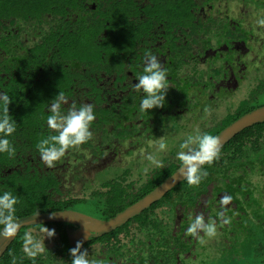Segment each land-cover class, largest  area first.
<instances>
[{"label": "trees", "instance_id": "obj_1", "mask_svg": "<svg viewBox=\"0 0 264 264\" xmlns=\"http://www.w3.org/2000/svg\"><path fill=\"white\" fill-rule=\"evenodd\" d=\"M217 1L224 3L223 11L216 9ZM231 2L239 3L236 16L230 12ZM259 18H264V0H0V92L10 96L9 115L16 121V131L7 137L14 154L0 153V193L17 196L16 218L78 202L76 195L91 184L106 189L94 192L105 196L102 217L114 216L181 166L177 153L187 137L216 136L240 115L261 105L264 35L258 32L264 34V27L256 24ZM145 53L155 56L167 71V112L140 110L142 93L133 85L142 74ZM249 53L253 60L262 61L259 67L253 68L254 61L249 64ZM250 65L253 77L246 87L242 83L248 82ZM172 75L173 82H168ZM185 84L186 90H179ZM58 93L68 101L62 111L90 104L95 119L89 129L91 139L69 148L50 168L40 159L37 146L56 134L46 121L48 106ZM235 95L240 96L235 99ZM160 133L166 136L160 142L165 152L158 150L154 156L161 166H148L137 181H123L121 175L130 164L122 168L99 163L103 147L116 154L124 145L133 146L137 138L153 139ZM200 171L207 175H202L198 185L183 180L124 225L81 245V251L87 250L94 264H108L109 253L116 262L122 253L111 243L120 241L130 258L144 255L150 264H181L162 243L172 232L181 235L183 222L185 233L196 216H203L204 226L214 224L223 232L231 229L225 219L236 222L253 216L260 223L264 188H253L247 180L253 174L264 180V122L232 137L220 149L218 159ZM73 179L81 181H75L69 196L56 200L53 195L63 193ZM237 187L245 202L242 209H236V197L221 206L222 197L231 196L229 191L235 193ZM253 191L259 199L252 198ZM221 211L223 217L218 215ZM177 212L181 223L175 221ZM129 223L137 224L145 244L132 246L134 236L125 228ZM60 225L53 226L54 244H47L35 258L23 251L27 229H21L0 264H71L69 250L77 241L73 229ZM122 232L129 239L120 238ZM197 232V236L205 234L200 228ZM239 232L246 234L243 229ZM260 235L250 264H264V232ZM193 239L191 243L196 244ZM182 245L177 248L183 249V257H196L194 245L187 250ZM154 246L159 249L155 251Z\"/></svg>", "mask_w": 264, "mask_h": 264}, {"label": "clouds", "instance_id": "obj_2", "mask_svg": "<svg viewBox=\"0 0 264 264\" xmlns=\"http://www.w3.org/2000/svg\"><path fill=\"white\" fill-rule=\"evenodd\" d=\"M256 24L264 27V18L257 19ZM136 80L137 82L133 86L142 93L139 105L141 111L146 112L154 107L160 108L165 104V96L169 88L168 75L155 56L145 53L142 74ZM67 102V98L62 93H58L55 101L48 106L50 115H48L46 123L48 128L56 134L42 139L37 146L40 159L50 168L54 167V163L59 161L69 148L81 145L92 137V132L89 130L95 119L92 105L86 104L64 112L62 104ZM9 103L10 96L0 92V153H7L11 156L15 150L7 137L16 131V121L9 115ZM220 146L219 138L209 134L189 136L180 144L181 151L177 153V159L186 169L185 179L189 185H198L202 175H207L206 172L200 171L201 166L211 165L214 160L218 159ZM165 147L164 143L159 144L160 150ZM146 159L156 167L161 166V161L151 154H148ZM231 199V196H223L221 206L228 204ZM17 203V196L11 192L0 193V225H2L0 238H13L20 228V220L15 216ZM218 215L223 217L224 213L221 211ZM202 221L203 216H196L187 228V234L197 237V229L200 228L208 236H214L215 225L204 226ZM223 222L228 223L229 221L225 219ZM53 235L52 230H47V237ZM44 239H38L31 232H25L23 237L24 253L30 258H35L38 254L43 253L45 251ZM69 251L72 257L71 264H94L88 259L87 250L81 251L79 242Z\"/></svg>", "mask_w": 264, "mask_h": 264}, {"label": "rangeland", "instance_id": "obj_3", "mask_svg": "<svg viewBox=\"0 0 264 264\" xmlns=\"http://www.w3.org/2000/svg\"><path fill=\"white\" fill-rule=\"evenodd\" d=\"M239 3H234L231 2L228 6L230 9V12L233 13L234 16H236V10H238L239 8ZM216 9H219L220 11H223L225 9V5L223 2H216ZM246 23V22H245ZM260 37L263 36L264 34H262L263 32H258ZM264 50V47L263 49ZM253 54L249 53L247 55V60L249 62V64L254 61L255 64L253 66H260V64H262V61L259 60H253ZM264 63V62H263ZM263 68H264V64H263ZM250 69V71H249ZM248 70V82H243V85H246L250 83L251 81V77H253V75L251 74V65L249 68H247ZM254 70V69H252ZM170 80L168 82H173V75L169 77ZM250 78V79H249ZM245 79V78H243ZM187 84L183 85L182 87H179L180 89L186 90ZM183 97L185 98V93H182ZM240 95H235L234 98L237 99L239 98ZM228 100V99H227ZM169 103H165L162 107L160 108H154L151 110H148L151 113H161V112H167L168 108H169ZM194 126H196V124H194ZM161 131L165 132V130ZM166 136H164V133H160L157 134L155 137L153 136V139L149 138L148 140H144L142 138H137L136 141L133 143V146H128V145H124L122 147L119 148L118 152H115L113 150H108L109 148L107 147H103V150L105 152V154L103 155V157H101L99 163L104 164H112L114 166H125L127 164H130V167L124 171L122 173V177H123V181L125 184L129 183L130 181L134 182L135 180L137 181V179L140 177V174L143 173L147 167L152 166L153 164L148 161L146 159V156L150 153L149 151L151 150L150 148L152 147H156L157 150L159 149V144L160 142L165 139ZM164 150V149H163ZM129 152V153H128ZM154 153V152H152ZM152 153H150L152 155ZM155 155V154H154ZM157 158V156H154ZM145 160H147V162H145ZM104 164V165H105ZM141 166H143V168H140ZM92 167V166H91ZM91 173L93 175V169H91ZM248 176H246L245 179H247ZM250 178V177H249ZM248 178V184L249 182H251V186L256 187V188H260L263 187L264 188V180H261V178H259L257 175L253 174L252 178L249 179ZM91 179V178H90ZM74 180V179H73ZM71 181V185L67 184L64 186V189L66 192L75 189L76 187V182L78 183L81 181L78 180H74ZM91 183V182H89ZM96 184V183H95ZM66 188H68V190H66ZM98 189V184L88 187L84 192L82 191V194L80 195H91V192L93 190ZM103 190V189H102ZM101 191V190H99ZM238 187L235 191V193L232 192V190H230L229 192L232 193L230 194L231 197L234 199V197H236V199L238 200L237 202V206L236 209L239 211L242 209V205L243 203H245L244 201L242 202L241 198H239L238 195ZM237 192V193H236ZM249 193V189H247L245 191V194ZM87 200L84 203L85 205L83 207H85V209H92L94 207H97L98 203H102L103 202V197H92V195L89 197H85ZM248 198V195L247 197ZM252 198H256L259 199V196H257V194L253 191L252 193ZM255 199V200H256ZM229 222L227 223L228 225L231 226V229H227L228 231H232V232H228V231H218L216 229L214 236H208L206 233L203 236H197L196 237V244L193 242V244H181L186 250L189 249L190 247H193V252L194 255L196 257H192V258H188L187 260H183L181 261L183 256H179V253H181L182 249L177 248V244H170L168 246V254L171 247L174 248V251L172 252L171 256L173 259L179 260L180 262H182V264H225V262H229L231 264H250L253 262L252 258H251V254L254 252V250L257 247V244H260L261 241L259 239L262 238V236L260 234H262L264 232V219L260 221V223H258L255 219V217L253 216H248L245 219L240 218L238 221L234 222L232 220H228ZM48 225H44V227H47V230H52L53 232L56 231V228L53 227L55 224L57 223H47ZM62 225H60L59 227H61ZM228 226V227H230ZM240 229H243L245 231L246 234H240ZM31 230V229H30ZM34 236H38V239H44L43 243L44 246L46 245L45 243H47L48 245L51 244V242H49V239H51V237H47V231L45 230H40V231H34ZM32 232V233H33ZM234 232V233H233ZM198 233V232H197ZM190 235V234H189ZM188 235V237H189ZM36 236V237H37ZM182 235H179L178 238L181 239ZM187 237V238H188ZM192 238L191 236L188 238L190 239ZM257 239L259 240L257 242ZM203 241V242H201ZM191 242V241H190ZM181 247V246H180ZM47 249V247L45 248ZM184 258V257H183Z\"/></svg>", "mask_w": 264, "mask_h": 264}, {"label": "water", "instance_id": "obj_4", "mask_svg": "<svg viewBox=\"0 0 264 264\" xmlns=\"http://www.w3.org/2000/svg\"><path fill=\"white\" fill-rule=\"evenodd\" d=\"M262 122H264V105L242 114L216 135L220 140V149L232 137L243 131L245 128ZM185 172L186 169L181 165L142 198L108 219L92 217L83 212L71 209L53 210L48 212L37 211L30 215L19 217L17 219L20 220L21 224L15 237L8 239L0 238V257L6 251L7 247L14 241L21 228L27 226L47 223H67L76 225L77 229L73 230V236L80 244L86 242L89 238L100 237L110 233L127 223L134 216L140 214L152 203L158 201L168 191L185 180Z\"/></svg>", "mask_w": 264, "mask_h": 264}, {"label": "flooded vegetation", "instance_id": "obj_5", "mask_svg": "<svg viewBox=\"0 0 264 264\" xmlns=\"http://www.w3.org/2000/svg\"><path fill=\"white\" fill-rule=\"evenodd\" d=\"M262 104L261 105H259V106H257V107H260V106H263L264 105V102L262 101L261 102ZM251 105V104H250ZM257 107H254L253 109H255V108H257ZM250 110H252V109H250ZM249 110V111H250ZM246 113V112H245ZM244 114V113H243ZM241 116V115H240ZM157 149L155 148V146L149 151L150 153H152V152H154V153H157ZM164 152H165V150H164ZM149 153V154H150ZM154 153H152V155L154 156ZM145 162H147V160H145ZM149 166H150V164H149ZM153 166V165H152ZM124 166H122V168H123ZM125 168V167H124ZM173 173V172H172ZM103 189V190H102ZM66 190H68L67 188H66ZM96 190H101V192H104V191H106V189L104 188V187H99L98 186V189H96ZM95 189L91 192V195H92V197H95V196H98V197H103V202L102 203H98V205H97V207H94V208H92V209H85V207H83L85 204V202H86V198L85 197H89L90 198V196L89 195H86V196H84V195H80V194H82V191H80L79 193H78V195H76V197L77 198H79V201L78 202H75V203H71V204H69L68 206H65V207H63V208H61V209H56V210H62V209H71V210H76V211H79V212H83V213H85V214H87V215H90V216H92V217H96V218H100V219H108V218H103L102 217V214H101V210L104 208V206H105V196H101V195H98V194H94V192H97ZM84 192V191H83ZM69 194H71V190H70V192H66L65 191V189H63V193H61V194H54L53 196H54V198L56 199V200H59V199H63V198H66V196H69ZM131 205V204H130ZM129 206V205H128ZM127 207V206H126ZM122 211V210H121ZM177 214H178V212H177ZM176 214V219H175V221H179L180 223L182 222V218L181 217H179L180 216V214H178L177 215ZM116 215V214H115ZM112 217V216H111ZM110 218V217H109ZM57 224H63L62 225V228L64 229V228H70V229H73V230H76L77 229V226L76 225H71V224H67V223H57ZM183 226L182 227H180V230H182V232H181V239L183 240L182 242H180L179 243V241H177L178 240V237L177 236H175L174 235V232H172V234H170V235H168L167 236V238H168V243L167 242H165V243H162V244H166V246L168 247L170 244H192L190 241L191 240H194L193 238V236H191V235H189V234H187V233H185V223L183 222ZM44 225L45 224H41V225H34V226H27V227H23V228H26L27 230H26V232H33V231H31V230H34V231H40V230H45V231H47V227H44ZM131 225H134V227L135 228H130V226ZM35 226H41L40 228L38 227V229H37V227H35ZM23 228H21V229H23ZM125 228L126 229H129V233H131L132 234V236H134L133 237V239H134V243H131L132 244V246H134V247H136V245L138 244V243H140V244H145L146 243V241H143L144 240V238H143V232H141L139 229H137V224H135V223H129L128 225H126L125 226ZM31 229V230H30ZM20 232V231H19ZM19 232H18V234H19ZM57 233V232H56ZM123 233V232H122ZM122 233H120V234H122ZM198 233H200V232H198ZM197 233V234H198ZM33 235H34V232L32 233ZM146 234V233H145ZM180 235V234H179ZM188 235H189V237L191 236L192 238H190V239H188L189 237H188ZM37 236V235H36ZM35 236V237H36ZM103 236H105V235H103ZM183 236H185V237H183ZM17 237V236H16ZM57 237V234H55L54 233V235L51 237V239L52 240H49V242H51V244H54V240H55V238ZM100 237H102V236H100ZM100 237H92V238H89L86 242H84V243H82L81 245H83V244H88L89 242H90V240H92L93 238H100ZM120 238H126V236H125V234L123 233V236L122 235H120L119 236ZM188 237V238H187ZM36 238H38V236L36 237ZM126 239H129V238H126ZM174 239V240H173ZM115 242V241H114ZM112 242L111 244H115L116 245V249H118V248H120V250H121V252L120 253H122V255L120 256V258L115 262V257L113 256L112 257V253H109L108 254V256L110 257V258H108L107 259V263L108 264H111V261L113 260L114 261V263L115 264H150L151 262H150V260H148V258L147 257H145L144 255H142V256H139L138 258L137 257H132V258H130L126 253H124V252H126L125 250H123V248H125L124 246L123 247H120V245L121 244H123V242H120V241H118L117 243L115 242ZM147 243L148 244H159V243H155V242H149V241H147ZM46 245H45V248H46V246H47V243H45ZM91 244H98V243H91ZM100 244H105V242H102V243H100ZM110 244V243H109ZM134 244V245H133ZM136 244V245H135ZM8 248V247H7ZM150 249H152V246H150L149 247ZM126 249V248H125ZM157 249H159V247L158 246H154V250L156 251ZM182 249V248H181ZM174 251V248L173 247H171V250H170V253L172 254V252ZM159 254H162L161 252H158ZM182 253H183V249H182V251H181V253H179V256H182ZM107 256V255H106ZM107 256V257H108ZM193 257V256H192ZM112 259V260H111ZM176 260V259H175ZM183 260H187V257H182V259H181V261H183ZM112 261V262H113ZM177 262H180L179 260H176ZM181 263V262H180ZM182 264V263H181Z\"/></svg>", "mask_w": 264, "mask_h": 264}]
</instances>
